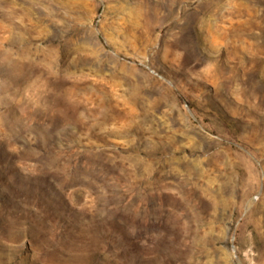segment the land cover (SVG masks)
Wrapping results in <instances>:
<instances>
[{
  "label": "rangeland",
  "instance_id": "1",
  "mask_svg": "<svg viewBox=\"0 0 264 264\" xmlns=\"http://www.w3.org/2000/svg\"><path fill=\"white\" fill-rule=\"evenodd\" d=\"M0 264H264V0H0Z\"/></svg>",
  "mask_w": 264,
  "mask_h": 264
}]
</instances>
